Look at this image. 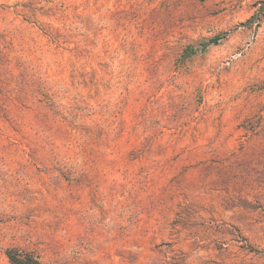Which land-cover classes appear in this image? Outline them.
Here are the masks:
<instances>
[{
	"label": "rangeland",
	"instance_id": "rangeland-1",
	"mask_svg": "<svg viewBox=\"0 0 264 264\" xmlns=\"http://www.w3.org/2000/svg\"><path fill=\"white\" fill-rule=\"evenodd\" d=\"M98 103L168 134L84 151ZM9 247L264 264V0H0V264Z\"/></svg>",
	"mask_w": 264,
	"mask_h": 264
},
{
	"label": "trees",
	"instance_id": "trees-1",
	"mask_svg": "<svg viewBox=\"0 0 264 264\" xmlns=\"http://www.w3.org/2000/svg\"><path fill=\"white\" fill-rule=\"evenodd\" d=\"M220 38L221 36H216L209 40H203L197 46L193 44L187 45L181 55L182 62H186L191 57L206 51L211 44L218 43ZM125 109L116 110V112L121 114V118H117L115 110L107 106L101 109V105L98 103V109L95 110V119L90 124H80L83 132L82 146H84V151L95 149L100 151H115L116 148L120 149L122 145L118 144V141L126 136V133L129 135L130 140L136 137H143L145 139L144 147L149 151L148 146L150 144L159 143L168 134L164 128H161L162 125L158 119L146 117L144 123L142 113L134 115L131 123L127 124L122 118ZM162 149V146L158 144L154 151H161ZM5 253L9 264H49L35 250L9 247Z\"/></svg>",
	"mask_w": 264,
	"mask_h": 264
}]
</instances>
